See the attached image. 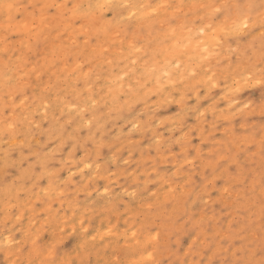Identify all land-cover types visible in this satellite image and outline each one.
<instances>
[{
	"label": "rangeland",
	"instance_id": "obj_1",
	"mask_svg": "<svg viewBox=\"0 0 264 264\" xmlns=\"http://www.w3.org/2000/svg\"><path fill=\"white\" fill-rule=\"evenodd\" d=\"M0 264H264V0H0Z\"/></svg>",
	"mask_w": 264,
	"mask_h": 264
}]
</instances>
